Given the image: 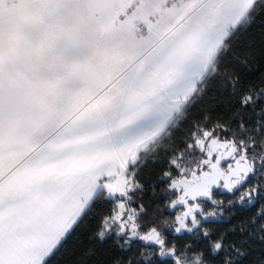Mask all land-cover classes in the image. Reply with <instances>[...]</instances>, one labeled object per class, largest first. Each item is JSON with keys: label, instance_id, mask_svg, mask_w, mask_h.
I'll return each mask as SVG.
<instances>
[{"label": "snow or ice", "instance_id": "1", "mask_svg": "<svg viewBox=\"0 0 264 264\" xmlns=\"http://www.w3.org/2000/svg\"><path fill=\"white\" fill-rule=\"evenodd\" d=\"M0 264H264V0H0Z\"/></svg>", "mask_w": 264, "mask_h": 264}]
</instances>
